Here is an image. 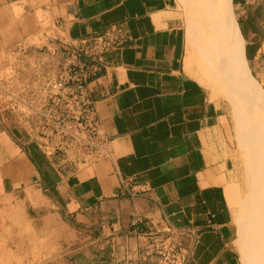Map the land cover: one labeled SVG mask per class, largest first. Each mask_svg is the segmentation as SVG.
<instances>
[{"label": "crops", "instance_id": "0c3cea01", "mask_svg": "<svg viewBox=\"0 0 264 264\" xmlns=\"http://www.w3.org/2000/svg\"><path fill=\"white\" fill-rule=\"evenodd\" d=\"M184 1L0 0V69L18 47L75 44L111 26L127 39L88 81L110 157L73 168L0 132V249L10 264L66 254L80 264L84 249L89 264L93 247L108 250V264H246L231 202L230 107L201 68ZM229 7L250 69L264 56V0ZM172 229L196 232L176 259L162 257Z\"/></svg>", "mask_w": 264, "mask_h": 264}, {"label": "rangeland", "instance_id": "374dc122", "mask_svg": "<svg viewBox=\"0 0 264 264\" xmlns=\"http://www.w3.org/2000/svg\"><path fill=\"white\" fill-rule=\"evenodd\" d=\"M201 1L205 4L200 7L198 0H185L184 4L188 25L198 42L200 55L197 58L201 68L205 75L207 70L208 82L212 81L222 87L230 107L234 138L232 178L239 186L231 202L238 227V240L246 264H264V97L258 93L264 92V56L251 64L248 69L250 76L246 72L242 74L249 80L241 79L244 76L231 68L228 42L222 49V59L218 61L214 29L205 19L209 0ZM56 64L57 58L39 49L29 50L23 55L9 54L0 69V132H7L10 140L15 143L27 142L38 158L44 157L42 151L37 149L35 152L33 149L41 145L46 122L35 116L45 96L43 83L46 77L53 74L51 69ZM29 213L32 216L36 214L32 209H29ZM168 239L171 254L161 256L176 259L186 249L187 236L169 232ZM93 248L89 264H99L101 258L108 257V250L102 252ZM85 252V249L82 250L74 259L79 260L80 264H86ZM72 257L66 254L62 262L52 261L47 264H66ZM0 264H10V249H0Z\"/></svg>", "mask_w": 264, "mask_h": 264}, {"label": "built area", "instance_id": "2783aa9c", "mask_svg": "<svg viewBox=\"0 0 264 264\" xmlns=\"http://www.w3.org/2000/svg\"><path fill=\"white\" fill-rule=\"evenodd\" d=\"M126 41L123 30L111 26L75 44L60 42L44 49L49 56L57 58L56 66L51 69L53 74L43 83L45 96L35 116L46 122L41 137V148L46 155L58 157L73 168L89 160L110 157L108 139L100 133V119L89 95L88 81L99 71L102 57L121 49ZM28 51L18 47L12 54L23 55ZM170 232L187 236L185 251L195 242L193 229ZM148 235L156 239L161 233L152 230Z\"/></svg>", "mask_w": 264, "mask_h": 264}, {"label": "bare ground", "instance_id": "6f19581e", "mask_svg": "<svg viewBox=\"0 0 264 264\" xmlns=\"http://www.w3.org/2000/svg\"><path fill=\"white\" fill-rule=\"evenodd\" d=\"M208 5V12L206 11L205 19L210 22L212 29H214L213 38L215 42L214 44L217 45V60L220 61V59H222V49H224L226 42H228L230 45V63L232 61L231 68L233 67V71L237 74L242 75L245 74L244 72H246V74L250 76L248 72L247 60L245 57L244 40L239 33L238 26L236 25L233 14L229 9V1L219 0L217 4L216 1L209 0ZM242 78L247 79L245 76L241 77V79ZM251 89L253 90V88ZM258 93L264 97L263 91H258Z\"/></svg>", "mask_w": 264, "mask_h": 264}, {"label": "trees", "instance_id": "16d2710c", "mask_svg": "<svg viewBox=\"0 0 264 264\" xmlns=\"http://www.w3.org/2000/svg\"><path fill=\"white\" fill-rule=\"evenodd\" d=\"M248 60V59H247ZM248 63H249V60H248ZM250 65V64H249ZM35 161V160H34ZM106 251V249L104 250ZM99 264H108V257H104V258H101L99 261H98Z\"/></svg>", "mask_w": 264, "mask_h": 264}]
</instances>
